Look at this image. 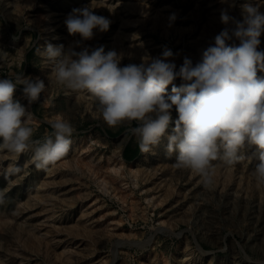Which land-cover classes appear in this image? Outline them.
Instances as JSON below:
<instances>
[{
	"label": "rangeland",
	"instance_id": "1",
	"mask_svg": "<svg viewBox=\"0 0 264 264\" xmlns=\"http://www.w3.org/2000/svg\"><path fill=\"white\" fill-rule=\"evenodd\" d=\"M245 3L264 12V0H0V79L25 75L46 84L29 108L33 139L51 133L57 117L75 128L67 155L46 169L35 166L31 149L0 150V264H264V184L254 175V146L242 149L235 165L213 161L206 187L196 172L176 167L177 153L167 151L164 138L137 160L125 159L121 180L113 165L129 141L137 143L129 132L137 122L109 127L93 98L58 84L54 62L37 52L48 43L67 49L79 42L76 51L116 50L125 66L170 49L177 69L185 57L195 65L226 27L221 11L242 21ZM85 6L111 23L82 41L69 35L65 20ZM260 40L264 50V33ZM22 88L14 99L27 105ZM134 161L138 175L130 173Z\"/></svg>",
	"mask_w": 264,
	"mask_h": 264
},
{
	"label": "clouds",
	"instance_id": "2",
	"mask_svg": "<svg viewBox=\"0 0 264 264\" xmlns=\"http://www.w3.org/2000/svg\"><path fill=\"white\" fill-rule=\"evenodd\" d=\"M241 9L242 21L222 10L220 20L226 27L195 65L185 57L178 69L170 59V49L158 57L143 58L140 64L125 66H121L123 55L116 50L105 52L100 46L76 51L79 42L67 49L48 43L37 52L54 62L58 84L93 98L96 111L109 127L137 122L129 132L141 152H150L166 138L167 151L177 153L176 167L196 172L207 187L213 182V161L235 165L243 158L241 150L254 146V158L259 161L254 175L264 184V77L257 75L258 70L264 71V50H258L264 12L249 3ZM175 18L172 14L169 20ZM110 23L90 6L73 9L65 20L69 35L78 34L82 41L92 40L94 30L107 32ZM233 38L239 41L238 46L229 44ZM176 79L183 82L181 86L174 85ZM18 84L23 86L27 105L14 99ZM169 85H173L171 94L167 92ZM45 90L46 84L39 77L17 75L15 82L0 79V150L22 154L31 149L38 169L65 157L75 132L70 121L57 117L50 121L51 133L33 139L29 108ZM173 108L178 114L174 122Z\"/></svg>",
	"mask_w": 264,
	"mask_h": 264
},
{
	"label": "bare ground",
	"instance_id": "3",
	"mask_svg": "<svg viewBox=\"0 0 264 264\" xmlns=\"http://www.w3.org/2000/svg\"><path fill=\"white\" fill-rule=\"evenodd\" d=\"M137 160V159H136ZM139 161V160H138ZM136 161H134V165H132L130 167V173L133 175H138L139 171L141 169H139V167L135 166ZM138 165V164H137ZM142 165V164H141ZM139 166V165H138ZM125 170H126V163H125V158L121 157V161L118 163H114L113 165V169H112V173L116 176H118V178H120L121 180L123 179V177L125 176ZM107 175V174H106ZM147 178V177H146ZM119 179V180H120ZM101 180V179H100ZM103 180V179H102ZM162 200V199H161ZM86 214V213H85ZM88 214V213H87ZM163 223V222H162ZM165 223V222H164ZM162 229H165L166 227L161 226ZM160 229V228H159ZM119 241H114L113 244H117Z\"/></svg>",
	"mask_w": 264,
	"mask_h": 264
},
{
	"label": "trees",
	"instance_id": "4",
	"mask_svg": "<svg viewBox=\"0 0 264 264\" xmlns=\"http://www.w3.org/2000/svg\"><path fill=\"white\" fill-rule=\"evenodd\" d=\"M141 154L138 143L134 144L133 141H129L123 151V156L127 161H132L138 158Z\"/></svg>",
	"mask_w": 264,
	"mask_h": 264
},
{
	"label": "water",
	"instance_id": "5",
	"mask_svg": "<svg viewBox=\"0 0 264 264\" xmlns=\"http://www.w3.org/2000/svg\"><path fill=\"white\" fill-rule=\"evenodd\" d=\"M120 243H118V245H119Z\"/></svg>",
	"mask_w": 264,
	"mask_h": 264
}]
</instances>
